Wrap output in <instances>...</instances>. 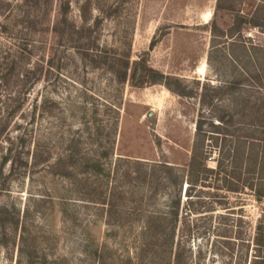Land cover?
Segmentation results:
<instances>
[{"label": "rangeland", "instance_id": "374dc122", "mask_svg": "<svg viewBox=\"0 0 264 264\" xmlns=\"http://www.w3.org/2000/svg\"><path fill=\"white\" fill-rule=\"evenodd\" d=\"M257 48L264 0H0V264H264V170L222 135Z\"/></svg>", "mask_w": 264, "mask_h": 264}, {"label": "trees", "instance_id": "16d2710c", "mask_svg": "<svg viewBox=\"0 0 264 264\" xmlns=\"http://www.w3.org/2000/svg\"><path fill=\"white\" fill-rule=\"evenodd\" d=\"M66 10H63V13L58 20V22L52 27V31L60 35L62 32L60 31V27L66 22ZM242 23V21H241ZM249 22L245 21L242 23V25H237L239 28L237 31L239 33L242 32V27L243 25H247ZM249 26H254L257 27L258 25L254 24L252 25L249 24ZM246 28V27H245ZM257 51H260L261 55L264 57V49L262 48H257L254 49ZM263 59V58H261ZM264 60V59H263ZM134 66H130L128 61L125 62H120L121 65V71H116V75L119 77L120 81H125L127 78V70H131V74L133 78H136L137 75L139 74L140 70L144 72H148L150 74L151 80L149 83L156 84L159 83L163 86H165L167 89H171L170 85L167 83V77H165L163 74L158 73L153 70H149L145 66H141V63L139 64L138 62L133 63ZM131 67V68H130ZM259 77V76H258ZM257 77V78H258ZM261 79L258 78V81ZM261 82V81H260ZM239 83H233L231 84L232 87L237 88L240 86ZM254 93V92H252ZM258 92L255 91L254 96H253V101L247 100L244 103L243 111H249L248 116L249 119L247 122L241 124H232V117L229 121L230 123V128L233 129L232 131H226V133H222V135L225 137H231L234 142L236 143V148L231 150L230 153H227V158H232V159H244V156H246V161L251 162L250 167L255 171L256 166H261V170H264V125L261 123L264 121V98H260L258 96ZM261 115V116H260ZM247 116L244 115V118ZM262 119V120H261ZM201 127V126H200ZM197 128L196 132L201 133L202 130L201 128ZM233 154V155H231ZM138 165V163H134ZM140 165V164H139ZM254 173V172H253ZM258 195V194H256ZM191 197V196H188ZM188 205H193L190 199H188ZM258 201L261 200V198H257ZM187 212V209H185ZM256 242L260 246H264V218L261 220L256 228ZM6 244V243H5ZM25 258L30 260L31 255L29 253L25 254ZM172 264H184L183 261V252L181 249V242L178 241L176 243V248L174 251V259Z\"/></svg>", "mask_w": 264, "mask_h": 264}, {"label": "bare ground", "instance_id": "6f19581e", "mask_svg": "<svg viewBox=\"0 0 264 264\" xmlns=\"http://www.w3.org/2000/svg\"><path fill=\"white\" fill-rule=\"evenodd\" d=\"M203 72V71H202Z\"/></svg>", "mask_w": 264, "mask_h": 264}]
</instances>
